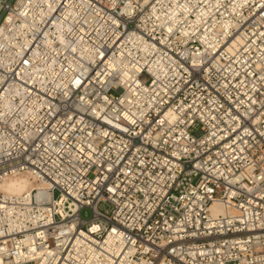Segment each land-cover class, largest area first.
Returning <instances> with one entry per match:
<instances>
[{
	"label": "built area",
	"instance_id": "2783aa9c",
	"mask_svg": "<svg viewBox=\"0 0 264 264\" xmlns=\"http://www.w3.org/2000/svg\"><path fill=\"white\" fill-rule=\"evenodd\" d=\"M0 264H264V0H0Z\"/></svg>",
	"mask_w": 264,
	"mask_h": 264
},
{
	"label": "bare ground",
	"instance_id": "6f19581e",
	"mask_svg": "<svg viewBox=\"0 0 264 264\" xmlns=\"http://www.w3.org/2000/svg\"><path fill=\"white\" fill-rule=\"evenodd\" d=\"M21 175H13L7 178L2 184V190L8 196H21L24 193L31 192L35 185L32 179L26 175V177H20ZM28 181V183H27ZM215 212H221L222 207L216 205L212 208Z\"/></svg>",
	"mask_w": 264,
	"mask_h": 264
},
{
	"label": "rangeland",
	"instance_id": "374dc122",
	"mask_svg": "<svg viewBox=\"0 0 264 264\" xmlns=\"http://www.w3.org/2000/svg\"><path fill=\"white\" fill-rule=\"evenodd\" d=\"M20 177H26V175H21ZM28 183V181H27ZM56 196H58V193H56ZM108 208V207H107ZM100 210L103 212L104 209L101 207ZM81 217L84 219V220H90L91 217H92V212L88 209H85L82 211L81 213Z\"/></svg>",
	"mask_w": 264,
	"mask_h": 264
}]
</instances>
